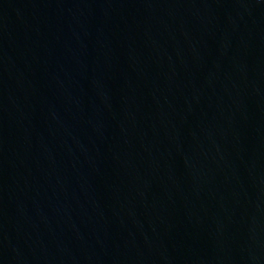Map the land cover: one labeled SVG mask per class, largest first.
Here are the masks:
<instances>
[{
    "label": "water",
    "instance_id": "obj_1",
    "mask_svg": "<svg viewBox=\"0 0 264 264\" xmlns=\"http://www.w3.org/2000/svg\"><path fill=\"white\" fill-rule=\"evenodd\" d=\"M0 264H264V0H0Z\"/></svg>",
    "mask_w": 264,
    "mask_h": 264
}]
</instances>
